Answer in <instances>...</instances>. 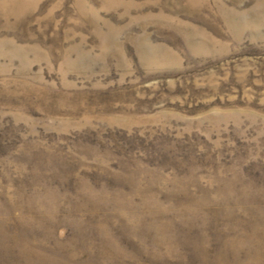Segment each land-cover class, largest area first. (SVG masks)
I'll list each match as a JSON object with an SVG mask.
<instances>
[{"label":"rangeland","instance_id":"rangeland-1","mask_svg":"<svg viewBox=\"0 0 264 264\" xmlns=\"http://www.w3.org/2000/svg\"><path fill=\"white\" fill-rule=\"evenodd\" d=\"M0 264H264V0H0Z\"/></svg>","mask_w":264,"mask_h":264}]
</instances>
